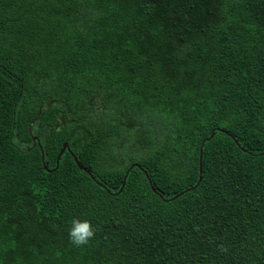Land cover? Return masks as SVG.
Instances as JSON below:
<instances>
[{
  "label": "trees",
  "instance_id": "trees-1",
  "mask_svg": "<svg viewBox=\"0 0 264 264\" xmlns=\"http://www.w3.org/2000/svg\"><path fill=\"white\" fill-rule=\"evenodd\" d=\"M0 264H264V0H0Z\"/></svg>",
  "mask_w": 264,
  "mask_h": 264
},
{
  "label": "clouds",
  "instance_id": "clouds-1",
  "mask_svg": "<svg viewBox=\"0 0 264 264\" xmlns=\"http://www.w3.org/2000/svg\"><path fill=\"white\" fill-rule=\"evenodd\" d=\"M96 231L97 227L93 226L90 220L73 217L67 235L72 245L82 247L94 239Z\"/></svg>",
  "mask_w": 264,
  "mask_h": 264
},
{
  "label": "water",
  "instance_id": "water-1",
  "mask_svg": "<svg viewBox=\"0 0 264 264\" xmlns=\"http://www.w3.org/2000/svg\"><path fill=\"white\" fill-rule=\"evenodd\" d=\"M29 135L31 136V139H32L33 141H36V136H33V135H32V129H31V127H29ZM211 136H213V132L211 133L210 137H211ZM210 137H207L206 140H208ZM235 142L237 143V141H235ZM66 149H67V150L69 151V153L73 156V159H74L76 165L78 166V168L81 169V170H83V171H85L88 175H90V177H91L92 179L95 180V178H94V176L91 174L90 170L87 169L86 167H84V166L80 163V161L78 160L77 156H76V155L70 150V148L68 147L67 142L63 143V145H62V147H61V149H60L58 155L56 156V159H55L56 166H55L54 168H56V167L58 166L59 159H60L62 153L64 152V150H66ZM201 161H202V146L200 147V155H199V177H198L197 184H198V183L200 182V180H201V173H202V162H201ZM133 166L140 167L138 164H133V165H131L130 168H132ZM44 169L47 170V171H51V170L48 169L47 164L44 165ZM141 169H142V168H141ZM127 173H128V171H127ZM127 173H126V174H127ZM145 174H146V173H145ZM125 179H126V175L124 176V178H123V180H122V183H121V186H120V188H119V190H118L117 192H120V191L123 189V186H124V184H125ZM96 182L98 183V185L104 187V185H103L102 183H100V182H98V181H96ZM149 182H150V180H149ZM104 188H105V187H104ZM151 188H152L153 191H155V188H154L153 185H151ZM107 191H109V190H107ZM180 194H182V192H180L179 194L173 196V197L170 198V199L176 198V197L179 196Z\"/></svg>",
  "mask_w": 264,
  "mask_h": 264
},
{
  "label": "flooded vegetation",
  "instance_id": "flooded-vegetation-1",
  "mask_svg": "<svg viewBox=\"0 0 264 264\" xmlns=\"http://www.w3.org/2000/svg\"><path fill=\"white\" fill-rule=\"evenodd\" d=\"M36 140H37V138H36Z\"/></svg>",
  "mask_w": 264,
  "mask_h": 264
}]
</instances>
